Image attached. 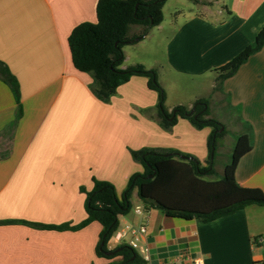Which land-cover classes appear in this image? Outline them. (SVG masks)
I'll list each match as a JSON object with an SVG mask.
<instances>
[{"label": "crops", "instance_id": "0c3cea01", "mask_svg": "<svg viewBox=\"0 0 264 264\" xmlns=\"http://www.w3.org/2000/svg\"><path fill=\"white\" fill-rule=\"evenodd\" d=\"M98 1L0 0V61L17 78L23 107L19 118L16 97L0 78V264H109L96 252L100 223L76 231L32 224L82 223L87 218L82 189L92 191L94 179L113 184L121 198L131 177L144 172L131 150L171 149L207 164L212 128L197 129L180 119L166 131L156 118L159 94L148 87V78L133 77L105 103L92 90L94 76L76 69L69 37L78 25L97 22ZM208 1L177 11L169 21L164 17L146 37L126 45L122 68L141 64L158 70L169 110L209 101L210 117L226 135L215 157L217 174L207 180L224 177L239 137L249 135L253 148L241 159L236 180L264 191V47L214 91L217 70L253 45L264 27V0ZM140 29L133 26L131 35ZM224 109L238 119L233 131ZM227 139L232 146L224 162ZM132 203L121 225L143 221L135 214L143 206L137 190ZM145 211L147 264L264 262V245L252 244L264 235V206L208 223ZM10 220L17 222L3 223Z\"/></svg>", "mask_w": 264, "mask_h": 264}, {"label": "trees", "instance_id": "16d2710c", "mask_svg": "<svg viewBox=\"0 0 264 264\" xmlns=\"http://www.w3.org/2000/svg\"><path fill=\"white\" fill-rule=\"evenodd\" d=\"M191 1L195 4L205 3L203 0ZM166 2L167 0H99L97 22L78 25L69 37L72 62L80 72L94 76L96 86L92 90L99 100L110 102L120 86L133 77L143 76L148 78V87L159 94L156 118L166 131L171 130L180 119L189 120L197 129L212 128L208 139L209 157L206 166L197 158L176 150H131L133 159L142 164L144 172L131 177L121 198L113 184L94 179L92 191L82 189L87 195V218L82 223L75 226L32 224L42 229L76 231L93 222L100 223L103 230L96 252L99 257L110 260L109 264H146L139 253L126 244L109 248L120 225V216L129 214L133 208L132 195L135 190L147 211L158 209L169 218L185 221L208 223L251 205L264 206L263 190L241 187L236 180L241 159L253 148L249 135L239 137L224 177L220 180H207L206 177L217 174L215 157L219 141L226 135L223 125L210 117L209 101L197 99L192 107L178 105L169 110L166 106L167 94L159 81L158 70L148 69L141 64L122 68L125 61L124 47L143 39L151 29L164 21L163 8ZM133 26L141 27V32L134 36L131 35ZM263 47L264 27L253 45L217 70L218 84L214 91ZM0 78L14 93L19 107L18 117L21 118L23 107L19 82L1 61ZM181 156L192 159H182ZM15 222L17 221L10 220L3 223Z\"/></svg>", "mask_w": 264, "mask_h": 264}, {"label": "built area", "instance_id": "2783aa9c", "mask_svg": "<svg viewBox=\"0 0 264 264\" xmlns=\"http://www.w3.org/2000/svg\"><path fill=\"white\" fill-rule=\"evenodd\" d=\"M135 214L144 217L143 221L139 224H120L113 236L112 242L115 245L114 248L123 244L130 246L133 250L139 253L147 264L150 261V252L147 243L148 222L147 217L145 216V208L143 206L136 207ZM262 245H264V235L255 238L253 243L254 247Z\"/></svg>", "mask_w": 264, "mask_h": 264}, {"label": "rangeland", "instance_id": "374dc122", "mask_svg": "<svg viewBox=\"0 0 264 264\" xmlns=\"http://www.w3.org/2000/svg\"><path fill=\"white\" fill-rule=\"evenodd\" d=\"M203 2L206 3V4L204 3L205 5H208L207 3H209L208 0H203ZM193 7H195V5H194V2L191 0H167L163 8L164 17L166 18L167 21H169L172 18L173 19L175 18L176 16L175 14L177 11L183 12ZM133 30H136V27H134ZM152 30H154V28ZM140 32H141V29H140ZM237 120L238 119L234 116L232 112H227L224 109V121L226 122L228 130L233 131L235 127H237L236 126V124H238ZM221 142H222V139L219 141V145L221 144ZM224 145H225L224 159H222L221 161L226 162L228 161L227 154L229 153V149L232 146V140L227 139L226 141H224ZM221 161H219V163H221ZM258 236H261V235H258ZM258 236H256L255 238H257ZM254 239L252 241V244L254 243ZM260 264H264V262Z\"/></svg>", "mask_w": 264, "mask_h": 264}, {"label": "water", "instance_id": "95a60500", "mask_svg": "<svg viewBox=\"0 0 264 264\" xmlns=\"http://www.w3.org/2000/svg\"><path fill=\"white\" fill-rule=\"evenodd\" d=\"M192 113H194V110H192ZM183 159H186L185 157H183Z\"/></svg>", "mask_w": 264, "mask_h": 264}]
</instances>
